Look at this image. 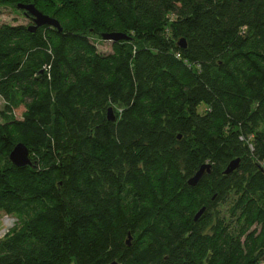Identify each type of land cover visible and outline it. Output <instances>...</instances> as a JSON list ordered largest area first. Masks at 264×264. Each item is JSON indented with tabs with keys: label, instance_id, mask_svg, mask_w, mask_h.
<instances>
[{
	"label": "trees",
	"instance_id": "1",
	"mask_svg": "<svg viewBox=\"0 0 264 264\" xmlns=\"http://www.w3.org/2000/svg\"><path fill=\"white\" fill-rule=\"evenodd\" d=\"M19 5L62 32L0 27V264H264V0Z\"/></svg>",
	"mask_w": 264,
	"mask_h": 264
},
{
	"label": "water",
	"instance_id": "2",
	"mask_svg": "<svg viewBox=\"0 0 264 264\" xmlns=\"http://www.w3.org/2000/svg\"><path fill=\"white\" fill-rule=\"evenodd\" d=\"M19 10L24 11L25 16H28L32 19L34 25L28 28V31L31 33H35L38 29L48 26L53 29L58 30L59 32H62V28L60 26V23L58 20L51 18L47 15H44L41 13L34 5H19L18 6ZM102 39L104 41H109L112 43H118L124 40H128V38L121 34V33H108V34H103ZM179 47L181 49L186 48V43L184 40L180 41ZM108 119L110 121H115L116 116L114 114V111L112 108H109L108 110ZM9 159L13 165H15L18 168H24L26 166L31 165V159H30V151L28 147L23 144V143H18L15 145L13 148L12 152L10 153ZM241 164V159H235L232 160L227 168L224 171V175L228 176L234 173L240 166ZM212 170V166L209 164H204L200 167V169L197 171V173L188 180V185L190 187H196L198 183L202 180L203 176L205 174H210ZM206 208L203 207L196 215L195 220H198L203 213L205 212ZM128 245L131 243V237L128 239ZM112 264H118L116 262Z\"/></svg>",
	"mask_w": 264,
	"mask_h": 264
},
{
	"label": "rangeland",
	"instance_id": "3",
	"mask_svg": "<svg viewBox=\"0 0 264 264\" xmlns=\"http://www.w3.org/2000/svg\"><path fill=\"white\" fill-rule=\"evenodd\" d=\"M42 13V12H41ZM44 14V13H43ZM47 15V14H44ZM51 17L50 15H47ZM53 18V17H51ZM55 19V18H54ZM57 20V19H56ZM4 24H8L11 26L23 25L28 28L34 25L32 19L28 16H25L24 11L19 10L14 6H0V27ZM94 43L96 44L98 51L101 53H110L112 51V42L104 41L99 39L98 37L93 38ZM5 106L4 100L0 97V109ZM22 109L16 112V117L20 118ZM220 209H228V205L220 206ZM16 224V220L12 219L8 216L0 215V238L4 237L7 232L14 227ZM256 226H254L255 228ZM260 231V229L258 230ZM264 258V255L263 257Z\"/></svg>",
	"mask_w": 264,
	"mask_h": 264
},
{
	"label": "flooded vegetation",
	"instance_id": "4",
	"mask_svg": "<svg viewBox=\"0 0 264 264\" xmlns=\"http://www.w3.org/2000/svg\"><path fill=\"white\" fill-rule=\"evenodd\" d=\"M206 211V210H205Z\"/></svg>",
	"mask_w": 264,
	"mask_h": 264
}]
</instances>
